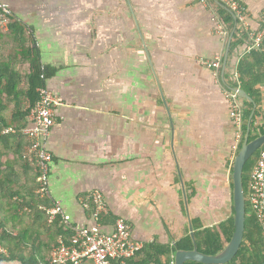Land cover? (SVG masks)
<instances>
[{
  "label": "crops",
  "instance_id": "crops-1",
  "mask_svg": "<svg viewBox=\"0 0 264 264\" xmlns=\"http://www.w3.org/2000/svg\"><path fill=\"white\" fill-rule=\"evenodd\" d=\"M0 1L53 70L48 86L62 104L46 144L47 195L68 226L108 233L119 218L143 247H170L230 216L235 128L222 93L237 85L231 58L264 26V0H238L247 27L235 20L226 31L216 0ZM215 57L219 68L199 61ZM95 191L102 222L82 205Z\"/></svg>",
  "mask_w": 264,
  "mask_h": 264
},
{
  "label": "trees",
  "instance_id": "trees-1",
  "mask_svg": "<svg viewBox=\"0 0 264 264\" xmlns=\"http://www.w3.org/2000/svg\"><path fill=\"white\" fill-rule=\"evenodd\" d=\"M217 10L224 28L232 30V15L219 5ZM244 15L247 17L245 13ZM248 30L252 31L250 26ZM237 41L240 42V39ZM234 47L232 42L229 51ZM235 70L236 84L252 99H243L241 106L243 124L239 149L247 132L253 105L255 110L250 120L248 139L264 133V106L260 89L264 87V38L259 46L250 47L239 56ZM51 75L53 70L40 62V52L33 31L11 12L7 16L6 30L0 26V245L5 250L4 253L0 252V263L51 264L50 251L56 246L57 239L60 236L67 239L74 232L63 222L61 216H57L52 222L47 221L43 207H50L52 202L48 195L40 196L36 193L39 174L37 156L35 150H32L34 142L23 132L29 125L30 110L38 100L37 88H49L48 80ZM262 149L264 144L243 168L244 235L237 254L225 264H258L264 261V234L247 199V180ZM230 188L232 190V180ZM87 201L88 209L92 210L91 200ZM104 216L106 215L100 217L99 222L103 221ZM233 229L232 207L228 218L195 233L198 250L207 254L219 252L228 243ZM176 248L191 249L190 236L175 246H145L135 255H143L146 258L143 261L145 264L147 261L159 264V255L173 253ZM135 255L126 263L133 260ZM165 264L170 263L167 261Z\"/></svg>",
  "mask_w": 264,
  "mask_h": 264
},
{
  "label": "built area",
  "instance_id": "built-area-1",
  "mask_svg": "<svg viewBox=\"0 0 264 264\" xmlns=\"http://www.w3.org/2000/svg\"><path fill=\"white\" fill-rule=\"evenodd\" d=\"M225 4L247 26L246 17L238 0H219ZM10 14L8 4L0 1V26L6 28L7 15ZM253 45L258 46L264 38V26L257 32L251 33ZM200 63L208 68H219L221 59H199ZM38 100L28 115L29 125L23 129L34 143L32 150L36 152L38 167L36 193L40 196L48 194L49 162L51 153L46 144L53 125L56 122L55 108L61 105L59 98L46 86L38 87ZM223 97L228 105L229 115L234 124V143L236 150L240 142L243 120L241 117L240 97L235 90L224 89ZM7 131V130H6ZM247 199L252 214L259 222L264 234V149L260 150L255 165L247 180ZM91 200L92 215L97 220L107 213L106 201L100 192H92L82 201L83 207L88 208ZM47 214V221L52 222L61 216L62 207L59 201H53L50 207H43ZM74 232L67 239L59 237L57 244L50 251L51 264H125L136 252L143 248V244L131 238L130 226L122 219L117 218L110 232L92 231L85 227L75 226ZM0 252L5 250L0 245ZM172 264V263H171Z\"/></svg>",
  "mask_w": 264,
  "mask_h": 264
},
{
  "label": "water",
  "instance_id": "water-1",
  "mask_svg": "<svg viewBox=\"0 0 264 264\" xmlns=\"http://www.w3.org/2000/svg\"><path fill=\"white\" fill-rule=\"evenodd\" d=\"M221 7L226 9L233 17L234 21L236 20L234 14L223 4L218 3ZM232 34V33H231ZM231 34L229 41L231 39ZM144 48V47H143ZM242 52H238V55H241ZM227 60V53L224 56L222 66L225 67ZM238 60V56L231 58L230 63L235 65ZM235 90V88H234ZM237 94L240 97V106H242L243 99L252 100L246 92L241 88H236ZM255 105L251 110L248 120V127L245 138L238 149L237 153L234 156L232 164V206H233V232L228 241L222 250L215 254H207L198 250L195 235L192 231L190 232V237L192 240L191 249H175L173 253V264H186L187 262H195L202 264H225L232 260V258L237 254L240 245L242 243L245 227V193L243 188L242 173L243 168L246 162L250 157L264 144V133L254 137L249 140V127L250 120L254 113ZM258 264H264V261Z\"/></svg>",
  "mask_w": 264,
  "mask_h": 264
},
{
  "label": "clouds",
  "instance_id": "clouds-1",
  "mask_svg": "<svg viewBox=\"0 0 264 264\" xmlns=\"http://www.w3.org/2000/svg\"><path fill=\"white\" fill-rule=\"evenodd\" d=\"M216 1H217L218 3L223 4V3L220 2L219 0H216ZM1 2H2V1H1ZM4 3H5V2H4ZM6 4H7V3H6ZM223 5L226 6L225 4H223ZM8 6H9V5H8ZM226 7H227V6H226ZM9 8H10V7H9ZM227 8H228V7H227ZM228 9H229V8H228ZM229 10H230V9H229ZM230 11H231V10H230ZM231 12H232V11H231ZM10 13H11V9H10ZM232 13H233V12H232ZM233 14H234V13H233ZM8 15H9V14H8ZM8 15H7V16H8ZM234 15H235V14H234ZM245 17H246V16H245ZM235 18H236V22H237V20H239V19H238L236 16H235ZM246 27H247V26H246ZM1 28H2V27H1ZM6 28H7V24H6ZM6 28H5V29L2 28V29L6 30ZM221 28H222V29H225V28H223V27H221ZM261 28H262V27H261ZM261 28H260V29H261ZM260 29H258L257 31H259ZM225 31H226V29H225ZM257 31H256V32H257ZM251 33H255V32H251ZM258 46H259V45H258ZM250 47H256V46L253 45V40H252V38H251V43H250V45H249V48H250ZM249 48H248V49H249ZM243 52H244V51H243ZM243 52H242V53H243ZM241 55H242V54H241ZM241 55H240V56H241ZM212 59H213V58H212ZM220 66H221V65H220ZM207 68H208V67H207ZM209 69H210V68H209ZM213 69H214V68H213ZM235 73H236V72H234V78H235L234 81H235V83H236V82H237V81H236V80H237V78H236L237 75H236ZM234 88H235V91H236V88L238 89V88H240V87H239L238 85H235V86H233V87L226 86L224 89L234 90ZM236 92H237V91H236ZM222 94H223V93H222ZM242 103H243V101H242ZM226 104H227V103H226ZM227 106H228V105H227ZM228 111H229V109H228ZM241 117H242V116H241ZM230 118H231V117H230ZM231 120H232V119H231ZM242 120H243V119H242ZM233 142H234V140H233ZM239 143H240V142H239ZM232 145H233V144H232ZM238 147H239V144H238ZM238 147H237L236 150H233V149H232V150H233V153H234V156H235V154H236L237 151H238ZM232 164H233V163H232ZM36 181H37V180H36ZM171 263L173 264V262H170V264H171Z\"/></svg>",
  "mask_w": 264,
  "mask_h": 264
},
{
  "label": "rangeland",
  "instance_id": "rangeland-1",
  "mask_svg": "<svg viewBox=\"0 0 264 264\" xmlns=\"http://www.w3.org/2000/svg\"><path fill=\"white\" fill-rule=\"evenodd\" d=\"M234 82H235V81H234ZM31 227H32V226H31ZM31 227H30V228H31ZM33 228H34V227H33Z\"/></svg>",
  "mask_w": 264,
  "mask_h": 264
}]
</instances>
